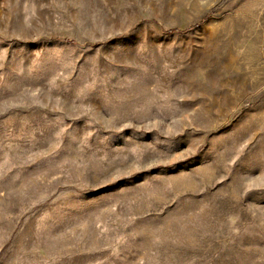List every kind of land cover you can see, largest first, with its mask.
<instances>
[{
    "label": "rangeland",
    "instance_id": "obj_1",
    "mask_svg": "<svg viewBox=\"0 0 264 264\" xmlns=\"http://www.w3.org/2000/svg\"><path fill=\"white\" fill-rule=\"evenodd\" d=\"M0 264H264V0H0Z\"/></svg>",
    "mask_w": 264,
    "mask_h": 264
}]
</instances>
